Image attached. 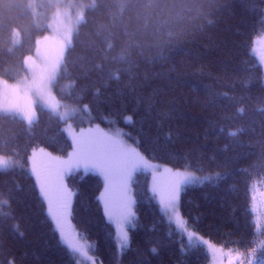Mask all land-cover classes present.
<instances>
[{"label": "trees", "instance_id": "16d2710c", "mask_svg": "<svg viewBox=\"0 0 264 264\" xmlns=\"http://www.w3.org/2000/svg\"><path fill=\"white\" fill-rule=\"evenodd\" d=\"M81 1L87 23L73 34L56 96L87 105L93 123L121 129L151 162L200 176L226 173L218 186L188 190L182 217L223 247L227 264L228 250L231 264H264V70L253 51L264 34V0H96L98 10L94 0ZM51 17L50 0H0V76L16 80ZM121 54L135 62L131 74ZM41 147L55 156L72 150L58 116L37 106L28 125L0 112V153L21 164L0 170V264H78L58 244L28 171V157ZM67 180L76 193L71 223L97 264H215L205 245H190L167 221L148 173L133 179L135 215L122 253L97 202L101 178L76 172Z\"/></svg>", "mask_w": 264, "mask_h": 264}, {"label": "snow or ice", "instance_id": "6c2138e0", "mask_svg": "<svg viewBox=\"0 0 264 264\" xmlns=\"http://www.w3.org/2000/svg\"><path fill=\"white\" fill-rule=\"evenodd\" d=\"M92 7L98 10L100 3H96L94 0ZM80 23H87L83 13L79 14L73 23L65 24L61 21L57 25V30L59 31L62 27L63 31L61 38L55 41L54 48L44 43L52 39L50 36H44L37 40L36 56L27 55L24 57L23 69L14 82L0 76V112L18 115L28 125H31L37 116V106L40 105L66 122L64 132L72 142V151L66 158H54L55 165L37 167L38 152L50 158H52V154L43 147L38 150L33 148L28 157V171L36 182L41 200L46 205L50 223L58 237V244L68 247L73 252L81 251L75 243L71 223L74 216L76 193L68 186L65 178L74 171L83 169L85 173L96 172L103 177L104 192L97 202H102V209L107 219L118 225L123 222L131 223L135 215L133 208L135 200L130 193L133 192V176L137 172L151 169L150 192L158 203L163 205L164 209H170L173 213L180 207L182 196L188 190L203 187L206 182L215 187L218 186L220 180L227 177L226 173L201 177L173 171L167 167L163 169V173L168 175H158L159 169L150 164L138 148L130 146L121 139L119 134L110 135L98 125L86 129L80 128L79 131L73 128L70 121L76 114V110L65 109L61 112L60 99L56 96L54 89L57 87L62 73L66 72L65 53L72 47L73 33L78 30ZM4 26H6L4 20L0 19V27ZM12 32L14 37L20 35L18 28L12 29ZM13 43H18V41L14 40ZM107 47L111 48V43ZM105 59H108L107 54H105ZM113 59L116 60V58ZM118 61L126 65L123 71L131 74L135 62L123 54L118 58ZM110 78L119 80L120 77L118 73H110ZM84 108L87 110L88 106L85 105ZM130 122L131 120L128 118L126 123ZM237 134L230 133L232 136ZM14 166L9 157L0 153V168ZM198 171H202V169H198ZM177 223L180 230L186 232L185 223L180 222V217L177 218ZM121 239L122 245L128 246L130 237L126 232L122 231ZM186 239L190 245L194 243L197 245L206 244L205 238L196 231L186 232ZM207 243L211 242L207 241ZM219 250L224 251L222 246ZM151 251L156 253L158 250L152 248ZM226 255L229 256L231 264V250H228ZM257 264H260V261Z\"/></svg>", "mask_w": 264, "mask_h": 264}, {"label": "rangeland", "instance_id": "374dc122", "mask_svg": "<svg viewBox=\"0 0 264 264\" xmlns=\"http://www.w3.org/2000/svg\"><path fill=\"white\" fill-rule=\"evenodd\" d=\"M50 5H51V8H52V17H51V20H50V23H49V32L45 36H50V37H52V39H50L48 41H45L44 43L46 45H49L50 47L54 48L55 47V41L57 39L61 38V32L63 31L62 27L58 31L57 30V25L61 21H63L65 24H70V23L75 22L76 18L79 16V14H81V13L84 14L85 13L87 4L84 3L81 0H50ZM50 25H51V27H50ZM75 32L76 31H74V33ZM42 38H40V39H42ZM14 40L18 41V43H19L20 35L17 36V37H14ZM18 43H14L13 45H17ZM253 51H254V54L256 55V57L258 58L259 62L261 63V65L263 67V70H264V34L256 37V39L254 41ZM33 56L34 57L36 56V52H35V54ZM54 92H55V89H54ZM60 103H61V108H60L61 112L65 111V109H67V110L75 109L76 110V114L71 118L70 122L72 123L73 128L76 129L77 131H79L80 128H85L86 129V128H89V127L97 126L95 123L92 122V117H91V114L89 112V109L85 110L84 107L73 106V105H71V104H69L67 102L61 101V100H60ZM38 106H40V105H38ZM40 107L46 109L43 106H40ZM46 110H48V109H46ZM1 113L6 114L4 112H1ZM16 116H18V115H16ZM36 119H37V116L34 118L33 122H35ZM63 123H64V128H65L66 127V122L63 121ZM99 127L101 129H103L106 133L110 134V135L119 134L120 138L123 139L127 144H129L130 146L135 147V145L129 143L125 139L123 131L121 129H118V128L105 129V128L101 127V126H99ZM56 157L63 159V158H66L67 156H55V155H52V158H50L47 155H43V154H40L38 152L37 159H36L37 167H40L42 165H55L56 161H55L54 158H56ZM9 159L13 162V164L15 166L14 167H9V168H0V170H8V169H13L15 167L21 166V164L18 161L14 160L12 158H9ZM148 162L159 169V172L157 173L158 175H162V176L168 175L166 173H163V169L165 167L170 168L173 171H181L184 174H195V175H198L195 172H192L190 170H176V169H174L172 167H169V166H166V165H161V164H158V163H154V162H151L149 160H148ZM28 166H29V161H28ZM76 172L85 173L83 169H80L79 171H74L73 173H76ZM140 172H145V173H148L150 175V184H151V178H152L151 169H145V170L140 171ZM85 174H93V175H97V176H99L101 178V180L103 182V189H102V192H101V195H102L103 192H104V179H103V177L100 176L96 172H87ZM134 176H133V179H134ZM201 177H204V176H201ZM67 178H68V176L65 178L66 179V183L68 184ZM101 195H100V197H101ZM130 195L134 197L133 192H131ZM154 199L158 203L157 199L156 198H154ZM134 200H135V198H134ZM101 205H102V202H101ZM134 205H135V203H134ZM134 205H133V208H134ZM158 205L160 206V208H161L164 216L166 217L167 221L177 231H179L185 238H186V232H192V230H190L188 228V226H187L185 220L183 219V217H181L180 207H178L176 212L173 213L170 209H167V210L164 209L163 205H161L159 203H158ZM178 217H180V222L181 223H185L186 232L180 230V228L178 226V223H177V218ZM105 219H106V221L109 224L114 226L115 231H116V239H117V243H118V249H119V252L122 253L127 246L125 247V246L122 245L121 233L123 231V232H126L128 234V227H129V225L131 223L123 222L122 224L118 225L114 221H109L106 216H105ZM72 231H73V233L75 235V243L81 249V251H79V252H73L72 251L74 253L76 259H77V263L78 264H97V262L95 261L94 257L91 254V247L87 243V241H85V240L81 239L80 237H78L77 233H75L74 228H72ZM205 242H206L205 246H206V248H207V250H208V252L210 254V257H211L212 261L215 264H227L225 259H224L223 253L219 249L213 247L210 243H207L206 240H205Z\"/></svg>", "mask_w": 264, "mask_h": 264}]
</instances>
